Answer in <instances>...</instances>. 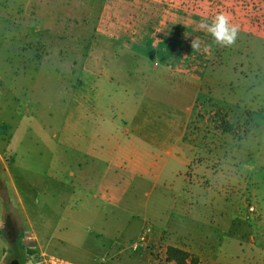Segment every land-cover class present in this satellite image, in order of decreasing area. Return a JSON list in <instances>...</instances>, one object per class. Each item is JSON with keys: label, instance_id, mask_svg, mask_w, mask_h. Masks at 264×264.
<instances>
[{"label": "rangeland", "instance_id": "1", "mask_svg": "<svg viewBox=\"0 0 264 264\" xmlns=\"http://www.w3.org/2000/svg\"><path fill=\"white\" fill-rule=\"evenodd\" d=\"M169 4L235 22V0H0V220L25 264L30 248L177 264L169 246L187 264L264 261L263 46L215 44L190 65L207 82L185 84L149 41L145 59L127 46L158 38ZM3 228L8 264L20 247Z\"/></svg>", "mask_w": 264, "mask_h": 264}, {"label": "crops", "instance_id": "2", "mask_svg": "<svg viewBox=\"0 0 264 264\" xmlns=\"http://www.w3.org/2000/svg\"><path fill=\"white\" fill-rule=\"evenodd\" d=\"M248 4L250 5L248 6ZM171 5L173 4L165 6L166 8H164V11L168 8L166 14H162V17L159 20L160 23L157 25V31L160 35H158V38L156 35L149 32L144 34L142 38L134 40L133 43L129 45L126 42L125 43L128 48L131 49L130 52L134 55L133 57L137 59H145L147 54L143 53L141 47L145 40H147L151 44L152 54L155 53L166 61V72H173L171 75H177L179 80L188 85L207 82V70L202 67L197 68L198 66H202L199 62L205 59L207 54L192 51L191 40L195 37H199L206 44H210L212 50L215 44L208 34L198 29V23L202 19L200 16H197L196 18H191L190 16L187 17L184 11L178 9L180 7ZM243 7L246 9L247 14L243 12L241 15L237 10H241ZM255 7L256 10H254ZM142 23L145 24L146 22ZM235 23L240 25L239 36L242 37L241 39L238 38V43H242V41L247 38V41L245 42L250 43L253 49H255L256 44H260L264 49V0H243V2L235 0ZM152 27L154 26L152 25ZM253 42L255 43L254 45ZM193 61H196L199 64L192 69V66L190 65ZM185 63H188L189 65H185ZM186 67L188 70H186ZM143 68L146 69L145 67ZM142 71L144 70L141 69V72ZM189 111L190 116L192 117V109L190 108ZM262 163L263 164L261 165H264V162ZM248 167L251 168L250 165H248ZM259 237L261 240H264V233L260 234ZM259 246H254L253 250L256 251L260 249L264 251V245L258 248ZM185 251L188 252V250ZM5 258L6 254L3 256V262ZM253 264H264V261L260 263V259H255Z\"/></svg>", "mask_w": 264, "mask_h": 264}, {"label": "clouds", "instance_id": "3", "mask_svg": "<svg viewBox=\"0 0 264 264\" xmlns=\"http://www.w3.org/2000/svg\"><path fill=\"white\" fill-rule=\"evenodd\" d=\"M198 29L208 34L213 43L219 47H233L240 34V25L233 22L231 14L226 11H218L210 21L208 17L202 18L198 23ZM191 48L192 51L203 54H210L212 50L211 45L206 44L199 37L191 40ZM3 227V220H0V229Z\"/></svg>", "mask_w": 264, "mask_h": 264}, {"label": "built area", "instance_id": "4", "mask_svg": "<svg viewBox=\"0 0 264 264\" xmlns=\"http://www.w3.org/2000/svg\"><path fill=\"white\" fill-rule=\"evenodd\" d=\"M253 210V209H252ZM141 242H146V235L141 237ZM139 243H135L133 248L137 249L139 247ZM36 249V248H35ZM32 249V252H29L26 256V264H78L66 260L64 258H60L51 254H47L43 251Z\"/></svg>", "mask_w": 264, "mask_h": 264}, {"label": "trees", "instance_id": "5", "mask_svg": "<svg viewBox=\"0 0 264 264\" xmlns=\"http://www.w3.org/2000/svg\"><path fill=\"white\" fill-rule=\"evenodd\" d=\"M19 247L20 250L16 251L17 260L20 262V264H25V258L23 255V250H25V245L21 242L19 244ZM29 251L32 252V249L30 248ZM166 254H167V260L169 262H175L177 264H187L191 257L187 251L173 246H169L167 248Z\"/></svg>", "mask_w": 264, "mask_h": 264}, {"label": "flooded vegetation", "instance_id": "6", "mask_svg": "<svg viewBox=\"0 0 264 264\" xmlns=\"http://www.w3.org/2000/svg\"><path fill=\"white\" fill-rule=\"evenodd\" d=\"M3 233L7 237L8 241L11 243V245L15 246L18 243V235H19L18 227L10 218H7L5 220ZM20 243L21 242H19L18 245ZM12 253L14 255L8 264H20V262L17 260V257H16L15 248H13Z\"/></svg>", "mask_w": 264, "mask_h": 264}]
</instances>
